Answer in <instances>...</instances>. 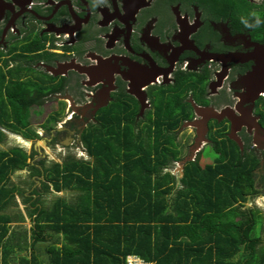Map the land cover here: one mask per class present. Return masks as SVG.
I'll use <instances>...</instances> for the list:
<instances>
[{
	"label": "flooded vegetation",
	"instance_id": "flooded-vegetation-1",
	"mask_svg": "<svg viewBox=\"0 0 264 264\" xmlns=\"http://www.w3.org/2000/svg\"><path fill=\"white\" fill-rule=\"evenodd\" d=\"M263 62L264 0H0V145L29 142L28 151L18 143L0 150L17 147L38 168L46 150L60 161L88 160L84 130L96 124L101 132L113 107L121 126L129 117L141 125L153 116L154 94L179 84L187 117L172 132L178 155L169 172L179 177L185 163L213 156L211 163L208 136L237 146L234 137L239 152L257 159V195L264 190V67L262 79L255 74ZM24 115L25 126L11 131ZM77 148L82 155L69 153Z\"/></svg>",
	"mask_w": 264,
	"mask_h": 264
},
{
	"label": "trees",
	"instance_id": "trees-1",
	"mask_svg": "<svg viewBox=\"0 0 264 264\" xmlns=\"http://www.w3.org/2000/svg\"><path fill=\"white\" fill-rule=\"evenodd\" d=\"M181 86L154 94L153 116L141 125L129 117L121 126L111 108L101 132L93 124L81 135L88 160H38V168L17 147L0 150V264H125L126 256L150 264H264L261 216L244 208L255 193L252 153L208 136L215 152L210 164L187 162L179 177L169 172L178 155L172 132L187 117ZM17 122L8 128L19 131L25 115ZM24 168L42 177L41 194L73 191V201L56 197L43 206L36 188L23 197L10 176ZM258 182L264 186V173ZM15 194L29 202L28 234L4 213Z\"/></svg>",
	"mask_w": 264,
	"mask_h": 264
},
{
	"label": "rangeland",
	"instance_id": "rangeland-1",
	"mask_svg": "<svg viewBox=\"0 0 264 264\" xmlns=\"http://www.w3.org/2000/svg\"><path fill=\"white\" fill-rule=\"evenodd\" d=\"M187 133H189V129H186L185 134L188 135ZM183 135V142H185V138H184V133L182 132ZM180 135V136H181ZM178 139V138H177ZM12 140V138H11ZM180 140L182 141V137H180ZM17 141L13 140V141H7L5 143V146H8L9 144L12 145H16ZM20 144H18V146H21L23 144H21V142H19ZM29 143V142H28ZM25 144L24 149L25 151H28L27 148L29 147V144ZM43 145V144H41ZM1 149L4 148L2 145H0ZM79 148L77 149H72L69 153L74 154V156L76 155L77 157L82 155L79 152ZM201 151H203V149H201ZM205 155L207 154L209 156L210 154V149L209 148H205L204 151ZM201 153V152H200ZM60 156L59 154L53 153V152H49V150H46V157H45V164L48 165L50 164L52 161H60ZM201 157V156H200ZM213 157V156H212ZM211 157V158H212ZM205 158V157H203ZM211 158H208L207 160H202V158L199 159V165L203 166L206 162L210 163ZM173 170V169H172ZM175 170V169H174ZM31 181V179L28 177V170L27 169H23L20 171H17L15 173H13L10 176V182L16 186L19 187V189L21 190V193L23 197H28L29 192L31 189H35L39 187V184L37 181H31L32 184L28 185V182ZM38 191H40L38 189ZM259 194L251 196L248 198V200L246 201V203L244 204V208H248V209H257L259 211L260 214V226H259V230H258V234H259V238H260V242L262 243V245L264 246V190H260L258 189ZM39 194H41V192H38ZM16 196L13 198L12 202L10 203L9 207L7 209H5L4 213L11 215L12 218V223L10 224L13 228L15 229H19L22 230V228L26 231V234H28V228L31 226V223L29 221V216H28V203L26 202L23 197H21L20 194H15ZM76 193L73 191H67V190H62L60 192H53V191H49L48 193H44L41 194L40 196V200H41V204L43 206H49L52 202V200H54L56 197H62L64 198L67 202H71L73 201L74 197H75ZM34 198V197H33ZM32 198V199H33ZM19 225V226H18ZM48 241H45L43 243H38L36 245V248H38V250L40 251V249L47 244Z\"/></svg>",
	"mask_w": 264,
	"mask_h": 264
},
{
	"label": "water",
	"instance_id": "water-1",
	"mask_svg": "<svg viewBox=\"0 0 264 264\" xmlns=\"http://www.w3.org/2000/svg\"><path fill=\"white\" fill-rule=\"evenodd\" d=\"M264 63V62H263ZM263 63H261V64H263ZM260 67H261V71H260V68H258V73H256L255 75H256V77L258 78V79H262L261 78V76H262V74H263V67H264V65H260ZM260 71V72H259ZM251 73L250 74H248V75H246V77H248V78H250L251 77ZM200 110V109H199ZM200 111H202V112H200V113H206V112H208V114H209V116L210 117H212V118H217L218 116H220V115H223V114H225L224 112H220V113H217V112H213V111H210V110H208V109H201ZM208 120V118H206L205 120L203 119L202 121H201V127L203 128V130H205V122ZM247 121V120H246ZM243 124H246V122H244L243 121ZM237 125H238V123H235V127H237ZM233 126V125H232ZM258 126L257 125H253V128H257ZM230 138H232L236 143H237V146L238 147H240V143L238 142V140L236 139V138H234V137H230ZM19 139V138H18ZM17 139V143L18 144H20L19 142H21V144H23V146L25 145V144H27V142L26 141H23V140H18Z\"/></svg>",
	"mask_w": 264,
	"mask_h": 264
},
{
	"label": "built area",
	"instance_id": "built-area-1",
	"mask_svg": "<svg viewBox=\"0 0 264 264\" xmlns=\"http://www.w3.org/2000/svg\"><path fill=\"white\" fill-rule=\"evenodd\" d=\"M125 264H150V263L144 262L135 256H126Z\"/></svg>",
	"mask_w": 264,
	"mask_h": 264
}]
</instances>
